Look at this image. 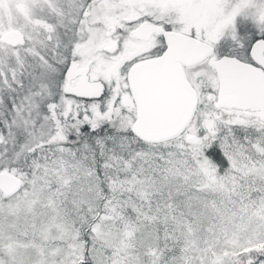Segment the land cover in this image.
<instances>
[{"label": "snow or ice", "instance_id": "6c2138e0", "mask_svg": "<svg viewBox=\"0 0 264 264\" xmlns=\"http://www.w3.org/2000/svg\"><path fill=\"white\" fill-rule=\"evenodd\" d=\"M0 264H264V0H0Z\"/></svg>", "mask_w": 264, "mask_h": 264}]
</instances>
